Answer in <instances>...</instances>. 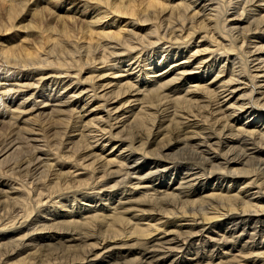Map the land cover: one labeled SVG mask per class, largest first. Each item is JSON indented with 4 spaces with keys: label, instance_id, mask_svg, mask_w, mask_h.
<instances>
[{
    "label": "bare ground",
    "instance_id": "6f19581e",
    "mask_svg": "<svg viewBox=\"0 0 264 264\" xmlns=\"http://www.w3.org/2000/svg\"><path fill=\"white\" fill-rule=\"evenodd\" d=\"M0 2V264H264V0Z\"/></svg>",
    "mask_w": 264,
    "mask_h": 264
},
{
    "label": "rangeland",
    "instance_id": "374dc122",
    "mask_svg": "<svg viewBox=\"0 0 264 264\" xmlns=\"http://www.w3.org/2000/svg\"><path fill=\"white\" fill-rule=\"evenodd\" d=\"M26 4H27V6H26V8H24V11H23V14L24 15H26L28 12V9L29 10H31V9H33L34 7H32L31 8V3L33 2V0H26ZM1 3V2H0ZM31 5V6H30ZM1 7H2V3H1V5H0V22L2 23V25H3V27L4 28H6V26H7V22L5 21L6 19H5V16H4V14H3V10L1 9ZM31 8V9H30ZM3 14V15H2ZM22 14V13H21ZM22 16V18L21 17H19V18H16L15 19V21L13 22L14 23V25H16V28H17V26H20V28L18 29V30H13V31H11L10 32V34H12L13 35V37L16 39V40H18L21 36H22V34H23V29L21 28L23 25L22 24H20L21 23V21H22V19L25 17V16ZM2 20V21H1ZM1 23H0V27L2 28V26H1ZM12 23V24H13ZM5 24V25H4ZM27 24V23H26ZM0 28V30H2ZM4 30V29H3ZM2 30V31H3ZM2 31L0 32V35H2L1 33H2ZM5 33V32H4ZM10 34H9V36H10ZM4 35V34H3ZM2 35V36H3ZM11 35V36H12ZM3 68V69H2ZM1 69H2V71L5 69V67H2ZM86 76V74H81V78H84ZM46 82H44V84H45ZM46 94V96H48L49 95V92H46L45 93ZM57 110H60V111H63L65 114H67V115H69V109L68 108H66V107H63V108H57ZM5 121H7V120H5ZM2 126V125H1ZM0 126V138H1V135L3 136V133H4V130L6 131V129H8L9 128V126L7 125V124H5V125H3V128ZM47 126V127H46ZM27 126H24V125H20V128H26ZM44 127H46V129H47V131H48V136L49 135H52V134H54L55 133V131L54 130H52V131H50L51 129H52V127H53V125L52 124H50V122L49 123H46L45 125H44ZM19 137H23L24 136V134L23 133H21V132H19ZM21 137V138H22ZM3 138V137H2ZM1 138V139H2ZM78 140V139H77ZM75 141H76V139H75ZM33 143H35V142H33ZM33 143L31 144V143H28V144H26V142L25 141H23V144L21 145V146H17V147H15L11 152H9L6 156H0V162H2L5 158L6 159H8L9 158V156H12L11 157V159L14 157V159L15 158H19V153L20 152H22L21 150H22V148H25L24 146H28V145H30V147L29 148H31V146H33ZM26 144V145H25ZM20 147V148H19ZM28 147H26V149H24L25 151L27 150V149H29ZM8 157V158H7ZM22 157V156H21ZM21 157H20V159H21ZM19 159V160H20ZM4 175V173L3 172H0V175ZM1 179V181H7V177L6 176H3V177H0ZM58 251V250H57Z\"/></svg>",
    "mask_w": 264,
    "mask_h": 264
}]
</instances>
